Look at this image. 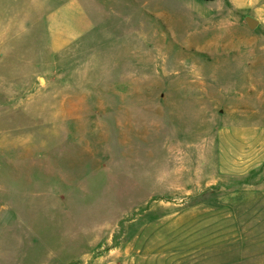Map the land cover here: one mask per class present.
I'll return each mask as SVG.
<instances>
[{
  "label": "rangeland",
  "instance_id": "obj_1",
  "mask_svg": "<svg viewBox=\"0 0 264 264\" xmlns=\"http://www.w3.org/2000/svg\"><path fill=\"white\" fill-rule=\"evenodd\" d=\"M0 264H264V0H0Z\"/></svg>",
  "mask_w": 264,
  "mask_h": 264
},
{
  "label": "water",
  "instance_id": "obj_2",
  "mask_svg": "<svg viewBox=\"0 0 264 264\" xmlns=\"http://www.w3.org/2000/svg\"><path fill=\"white\" fill-rule=\"evenodd\" d=\"M244 22H245L246 26L249 28V30H251V31H254L259 24L257 20H255L254 18H251L249 16L244 18Z\"/></svg>",
  "mask_w": 264,
  "mask_h": 264
}]
</instances>
